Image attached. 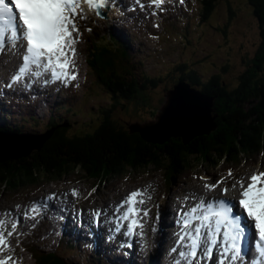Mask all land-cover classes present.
Listing matches in <instances>:
<instances>
[{"label":"rangeland","instance_id":"rangeland-1","mask_svg":"<svg viewBox=\"0 0 264 264\" xmlns=\"http://www.w3.org/2000/svg\"><path fill=\"white\" fill-rule=\"evenodd\" d=\"M141 1L148 6L147 9L138 7ZM159 1L137 0L136 4L132 6L133 8L129 7L127 9L128 11L132 8L131 15L127 14L123 9H120L118 16L97 22L101 24L98 29L103 33H107L115 28L118 33H124L132 39L131 51L133 53V63L137 65L140 74L145 73L150 77L164 78L154 91V100L147 99V104L144 103L145 105L143 104L141 106H139L137 102L134 103L132 100H126L127 102H116L113 105L109 92L97 83L92 84L93 77L87 72V50L84 44L81 45V50H79V34H76L74 35L75 39L72 37L70 39L72 48L75 47L73 54H71V62L75 68L71 75V79L63 82L61 85L47 84V88H51V93L47 92L46 88L43 92L45 96L37 101L34 93L28 92L27 89L15 93L13 89H8L6 85L5 89H2L0 92V106H2L0 108L9 110V112L13 114L9 113L10 115L7 116L0 111V119L5 121L3 124L7 121H10L11 124L12 122L16 124L18 120H24L27 121L25 122L27 125H25L24 132L31 131L30 133H40L48 128L47 124L52 118L57 117L59 122H66V120L71 122V133L85 134L88 132L92 133V131L101 125L108 115L112 119L118 118L119 116L121 120L126 123L136 118L141 119V123L156 121L162 109V105L168 99L166 95L167 88L173 86L175 80L178 79L181 74V70L176 69L177 66L185 62L188 64V61L191 67H195L200 73L202 72V77H204L205 80L208 79L210 75L222 71L223 66L229 64L230 70L226 74V77L228 82L236 86L239 82V75L248 67L251 59L258 55L263 41L259 20L256 18L249 0H219L216 2L212 14H210L207 19H203V12L206 8V4L204 6L203 3H206L207 0ZM208 2L210 3V0ZM90 15V9L85 6L76 16H73L70 21V34H73V31L76 33L75 30H77L76 27L78 23L84 26L81 27L83 29H85L86 25L93 24L90 20L92 19ZM127 25L130 27L131 31H129ZM75 43L76 46H74ZM190 69H192L190 66L186 68V70ZM168 74H170V76H168ZM172 75H174V78H172ZM9 80L12 82L13 77L9 76ZM19 83L20 82H17L18 85ZM29 102L32 104L29 105ZM64 105L66 106L64 107ZM27 106L29 108L35 107V112H29ZM152 107L157 109V114L154 118L148 113ZM172 107L173 106L169 107L170 111ZM118 108H120V110ZM30 114H33L34 117L31 118ZM39 122V127H35ZM150 127L153 129L156 128L155 124H151ZM4 131V133H0V144H3L5 147L6 145L10 146L8 150L9 148H15L25 152L30 151V154H33V158L31 159L33 161L36 152L41 149L37 147L33 149V146L38 144V138H31L33 140L32 142H25L19 139V133L14 134V132H12V134H9V131ZM52 147L53 143L50 144L49 150L52 151ZM21 159L17 160H21L19 163L13 162L12 168L15 169V172L30 160V158ZM163 163H170V161L164 159ZM230 165L231 166L225 170L212 169L210 172L202 162H193L192 168L179 179V185L176 187L174 186L172 189L169 197L170 200L167 204H162V198L166 189V176L164 174L169 172V169L165 167L162 168L165 173L151 168L144 173L134 171L127 175L124 174V176H122V174L117 175L110 181L101 182L100 184H96V180L89 177L88 172L81 174L76 172L62 179H58V177L55 178L51 174V176L48 177L49 179L41 178L40 185L35 184L33 188H27L28 184L23 185V181L18 183L21 186L18 190L14 189L15 192L6 190V188L2 187L0 184V212L12 205L18 206L30 201L36 202L44 195L50 196L53 199L52 196L57 195L61 197V194L70 191V195L75 198L73 201V206H75L74 212H76V210L82 213L87 212L91 218L94 219L95 217L96 222H98L100 212H98L99 210L97 211V208L100 209V206H102L103 211H105L107 215L112 210L108 204L115 200H123L126 194L133 195L135 193L134 190H136L144 196L143 199L146 201V205L150 206L149 209L152 215H157L160 209H171L173 211L177 207H182V205H185L187 208L195 203L207 200V197L199 194L197 195L192 192V190L205 192L207 191L205 187L209 185L222 191L220 192L221 195H233L232 193L236 190L240 191V188H243L248 180H254L256 173H260L264 176V156H260L257 164L248 163L247 161L243 163L242 160H240L238 165ZM229 170H233V172ZM18 174L16 175L18 179L23 178V172ZM130 195L127 196V200H123L125 201V207L130 204L129 201L132 199ZM192 196H195V199H191ZM201 197H203V199L197 200ZM90 199H95L97 208L90 210L95 207L93 206L94 204L88 202ZM152 215H146L144 219L145 231L139 232L138 235L137 243L142 249V252L139 253L141 256L140 261H138L139 259L136 257H132L131 246L129 248V246L125 245L124 249L122 247L124 243L121 242L119 244L116 242L117 239H115V246H110L106 240L103 243H99L96 237V241L91 239L93 234L92 229L87 222L81 218H79V221L83 226L87 225L86 227L89 228V233L83 236V242L78 238L80 247L72 249V251L64 250L66 244L60 245L59 233L54 247L50 246V243L47 241H44L43 237H50L49 233L52 231V227L50 228V226L48 227L45 225L43 221L44 217L30 224V232L28 234H23L19 240H14V237L11 236L13 231L7 229L1 230L0 243L7 242L9 236H11L10 240L13 242H8L6 244V249L8 250V248L11 247L10 251H13V246H15L18 249V253L21 255L23 252L25 253L26 260L31 264L37 263L35 262L34 256L24 249L23 243L26 237H34L37 234L41 235L37 240L40 241L41 246L46 249L45 253L57 252L63 254L68 258L69 262L73 264H88L90 256L89 251L87 252L86 250V246L88 247L89 245H100V247H98L99 251L104 254L107 253L104 257L107 264H117L119 261L122 264L126 263V261H131L135 264H146L148 262H146L147 255L150 252L156 253V251L159 250L164 252L170 251L171 258V255L174 254L176 249L175 245L171 246V244H175V242L169 241V238L165 240L163 248L158 245L156 235L151 229L154 222V216ZM47 219L50 221V217H47ZM172 220L174 222L173 218ZM51 224L52 223L49 222V225ZM104 225L106 233L110 234V227L107 223H104ZM38 227L41 229L39 231L40 233L34 232ZM74 228L75 224H70L68 227L64 225L62 230L70 231V229L74 230ZM170 232L173 234L174 230L171 229ZM145 235L148 236V242L146 245L147 247L143 248V246H145ZM63 238L66 237L63 235ZM32 239L35 240V238H30L29 241ZM74 241H76L75 238ZM187 254L188 249L184 252V255ZM8 258L9 256H6V259ZM152 259L153 258L150 257L149 261ZM213 260L216 262L215 259ZM214 261L213 264H215ZM16 262L15 260L13 263L15 264ZM101 264H104V262H101ZM186 264H192L191 260L187 259ZM197 264L199 263L197 262Z\"/></svg>","mask_w":264,"mask_h":264},{"label":"trees","instance_id":"trees-1","mask_svg":"<svg viewBox=\"0 0 264 264\" xmlns=\"http://www.w3.org/2000/svg\"><path fill=\"white\" fill-rule=\"evenodd\" d=\"M208 1L203 3L204 6L206 4L203 19L212 14L219 0ZM249 3L259 20L263 41L258 55L251 59L248 67L239 75L236 86L228 82L226 77L230 70L229 64L206 80L202 72L191 67L189 61L188 64L180 63L176 68L181 70V74L175 83L186 80L205 94L215 97L214 114L218 115L216 129L209 135L198 136L189 143H185L181 137H172L163 144H154L145 140L139 131H131L129 122H140L141 119L126 123L119 116L112 119L108 115L92 133L79 134L70 132L69 120L59 122L55 117L46 129L53 133L46 136L33 161V154L24 157L30 158L29 162L16 172L12 168L13 162L19 163L22 159L0 162L2 187L15 192L21 186L18 183L23 181V185L28 184L27 188H33L35 184L40 185L41 178L49 179L51 174L62 179L76 172H88V176L100 184L117 175L124 176L134 171L144 173L151 168L163 171L165 167L169 169L168 173L163 171L166 176L163 197L167 199L174 186L179 185L182 175L192 168L193 162H202L210 172L212 169L225 170L230 164L238 165L240 160L257 164L260 156H264V0H249ZM92 27L90 36L85 38L87 72L93 77L92 84L103 86L109 92L113 105L132 100L141 106L147 99L154 100V91L164 78L140 74L125 43L111 35H101L100 31L95 35ZM189 66L192 69L186 70ZM156 110L152 107L148 113L154 118ZM13 124L10 121L3 124L0 120V130L24 133L26 126L19 122ZM39 125L40 122L35 127ZM49 143H53L52 151L49 150ZM164 159L170 163H163ZM17 172H23V178L18 179ZM33 249L39 256L40 264H73L57 252L45 253L41 250L40 253L36 246ZM96 258L98 256L94 258L93 255L90 264H100Z\"/></svg>","mask_w":264,"mask_h":264},{"label":"bare ground","instance_id":"bare-ground-1","mask_svg":"<svg viewBox=\"0 0 264 264\" xmlns=\"http://www.w3.org/2000/svg\"><path fill=\"white\" fill-rule=\"evenodd\" d=\"M102 1V0H101ZM109 1V0H107ZM117 4H119L122 9L127 13V14H132V6L136 4L137 0H113ZM140 1V0H139ZM110 2V1H109ZM129 7H132L131 10L127 9ZM138 7L148 8L146 4H144L142 1L138 4ZM80 10V9H78ZM190 10V9H189ZM144 12V11H143ZM70 17L68 16L66 20H68ZM104 19V18H102ZM128 20V19H127ZM172 20V19H171ZM174 21V20H173ZM123 23V22H122ZM128 26V25H127ZM128 29L130 27L128 26ZM76 33L73 31V34H68L67 36V31L65 32L66 37L68 38L65 40V44L61 46L60 52H62V58L67 59L69 58L70 61L71 59V54H73L72 51V46L70 44V39L71 37L75 39L74 35L79 34V36L82 34V31L80 29L75 30ZM70 35V36H69ZM90 36V33L87 32L86 38ZM76 46V43L75 45ZM7 46L6 48L3 47L2 51L0 50V80H1V88L5 89V86H8V89H13L15 93H18L20 90H26L29 92L34 93V96L36 98V101L44 97L45 95L43 92L47 88V84H56L57 81V75H55L52 70H46L42 73H37V72H30L25 75V79L18 81L20 82L19 85L16 82H11L9 80L10 77H14V75L19 71V68L21 67L20 65V58L22 57L21 52L24 50V45L20 46V51L16 50L13 47L9 48ZM7 50V51H5ZM23 64V62H22ZM72 68L75 69L72 65ZM72 69V71H74ZM62 80V79H61ZM47 92L51 93V88H47ZM2 107V106H1ZM17 120V119H16ZM20 121L22 125H27L25 124L24 120H18ZM17 121V122H18ZM141 122V120H139ZM138 122V121H136ZM216 129V128H215ZM29 131V130H28ZM4 133L5 131L0 130V133ZM24 132V133H19L21 141L25 142H32L33 140L31 138L37 137L38 132ZM34 144V143H33ZM189 175V174H188ZM191 175V174H190ZM261 178H258L255 181H250L252 183H258L260 182ZM249 181V180H248ZM248 181L245 183V186L248 184ZM216 184V183H214ZM264 184V179L262 182V185ZM242 185V184H241ZM218 187V186H217ZM207 191L201 192L198 190H192V192L196 193L197 195H201L204 197H207L208 199L211 198H217L218 196L220 197L221 194L218 188L216 187H211L207 186L205 187ZM249 189V188H248ZM247 189V190H248ZM242 190V188H240ZM243 191V190H242ZM252 192H260L262 196H264V188L259 187L258 185H255L252 187ZM134 194H126V196L123 198V200H127V196H131L132 199L129 201L132 206H134L135 210L138 211V222H140V225H138V231L143 232L144 230V219L146 215H152V212L150 211V206H147L146 201L143 199L144 196H142L141 193L137 192L134 190ZM248 192H250L248 190ZM61 197L54 198L52 199L50 196L44 195L42 196L41 199L35 201H30L28 203H23L18 206L12 205L6 209H3L0 212V233L1 230L7 229L13 231L12 237H14V240H19L23 234H28L30 232L31 226L30 224H33L37 222L38 220L41 219V217H44L47 220V216L51 218V210L54 211V217H56V225L51 224L50 228L52 227V231L49 233L48 238L43 237L44 241H47L50 243V246L54 247L56 238L58 239V233L61 235V230L64 226V224L70 225L72 224V221L69 217V215L75 213L77 217L81 218L87 224L91 227L92 229V237L91 239H96L99 243H103L105 240L108 242L110 246H115L116 242L115 239L120 235L122 230L117 234L115 233V228H117V219L116 217L121 214L124 209L127 207L124 206V202L122 199L115 200L114 202L108 204V206L112 209L109 214L106 215V212L103 211L102 206L101 208H97L95 199H90L88 200L89 203L94 204L92 209L97 208V211L100 212V216L98 219V222H96V218L94 217L91 218L90 215L87 212H79L78 210L75 211V206H73V201L75 200L74 196L70 195V191L65 192L64 194H61ZM195 195V196H197ZM195 196H192L191 199H195ZM203 199V197L197 199L200 200ZM172 202V201H171ZM153 203V202H152ZM129 204V203H128ZM66 207V209H64ZM168 208V207H167ZM182 208L185 209V205H182ZM64 209V211H63ZM148 212V213H147ZM264 215V213H262ZM106 215V216H105ZM153 217V224H152V232L155 233L156 238L158 240V245H160L161 248H163V244L167 238H169V241L177 242L179 237L185 233V229L183 228L182 224V219L181 216L177 217L173 211L170 209H160L159 213L157 215H152ZM172 218L174 219V223L172 222ZM20 220V221H19ZM49 220V219H48ZM4 222V223H2ZM104 223H107L108 226L112 229L110 234H107L105 229H104ZM264 223V220H263ZM96 225V226H95ZM82 225H80V228ZM173 229L174 233L171 234L170 230ZM81 236V240L83 238L84 232L82 230L77 229ZM193 229H191V232L193 233ZM100 235L104 237L103 239L100 238ZM11 236H9V240L5 243H0V260L3 261L1 264H14L13 262L16 260L17 262L15 264H31L26 260L25 253L21 255L18 253V249L14 247L13 251H10V248L8 250L6 249V244L10 242ZM46 236V235H45ZM57 236V237H55ZM96 237V238H95ZM190 237V236H188ZM50 238V239H49ZM95 240V241H96ZM138 236L137 238L133 239L134 242V248L132 249V257L139 259L140 261L141 256L139 253L142 252V249L140 245L137 243ZM50 241V242H49ZM13 242V241H11ZM133 242L129 241L126 244H122V247L125 249V245L129 246L130 244H133ZM148 242V236L145 235L144 239V245L143 248H146ZM184 243V242H183ZM13 244V243H12ZM22 244V243H21ZM93 244V243H92ZM98 244V243H97ZM120 244V243H119ZM176 246L175 252L173 255H171L170 258V251L162 252L160 255L156 256V264H183L180 262H177L178 256L183 257L184 252L182 247H185V244H182V247H180L179 242L178 244H171ZM8 246V245H7ZM130 248V247H129ZM115 249V248H114ZM52 250V249H51ZM172 251V250H171ZM130 253V254H131ZM115 254V253H114ZM121 254V253H120ZM151 252L147 255V260L149 259ZM6 256H9L8 259H6ZM61 256V255H60ZM151 257H154L153 255ZM22 258V260H21ZM213 257H208L207 261L205 259H201L200 264H213ZM254 261V260H253ZM36 262V260H35ZM215 262V261H214ZM87 263V262H86ZM149 264V263H148ZM193 264H197V262H193ZM262 264V263H260Z\"/></svg>","mask_w":264,"mask_h":264},{"label":"water","instance_id":"water-1","mask_svg":"<svg viewBox=\"0 0 264 264\" xmlns=\"http://www.w3.org/2000/svg\"><path fill=\"white\" fill-rule=\"evenodd\" d=\"M166 95L168 99L162 105L156 121L132 123V132L139 131L145 140L154 144H163L172 137H181L185 143H189L198 136L210 134L216 128L218 115L214 114V96L205 94L186 80L180 81ZM170 106H173L171 111ZM151 124H155L156 128H151ZM42 144L43 141L39 140L33 149L41 148ZM8 147L0 144V161L18 160L30 155V151L8 150Z\"/></svg>","mask_w":264,"mask_h":264},{"label":"clouds","instance_id":"clouds-1","mask_svg":"<svg viewBox=\"0 0 264 264\" xmlns=\"http://www.w3.org/2000/svg\"><path fill=\"white\" fill-rule=\"evenodd\" d=\"M58 85H60L59 83H57ZM173 89V88H172ZM27 110L29 111V112H34L32 109H30L29 107L27 108ZM1 111H3V109H1ZM27 112V111H26ZM9 113H12V112H9V110H5V114L8 116V115H10ZM13 114V113H12ZM33 116V114H30V116ZM17 118V117H16ZM130 124H132V122H129ZM135 123V122H134ZM55 129V128H54ZM53 129V130H54ZM53 133V131H48V130H45V131H43V132H40V133H38V135H37V137L36 138H38V140H40V141H45L46 139V136H48V135H50V134H52ZM9 134H12L11 132L9 133ZM14 134H18V133H14ZM13 134V135H14ZM20 135V134H19ZM70 243H71V241H70ZM25 242L23 243V247H24V249L27 251V252H30L31 253V255H33L34 256V258H35V260H36V263L37 264H40L39 263V256L35 253V250L33 249V247H30L29 245L27 246V248L25 247ZM98 246V245H97ZM97 246H95V247H97ZM36 247L38 248V251L41 253V250L42 251H46V249L44 248V247H42V246H38V244H36ZM99 247H100V245H99ZM64 250L66 251V249L64 248ZM60 254V253H59ZM63 255V254H62ZM107 255V253L106 254H104L103 252H100L99 250L97 251V253L95 252V254H94V256H98V258H96V259H99V263L101 264V262H104V264H107L106 263V260L104 259V257ZM127 262H130V264L132 263L131 261H126V263H123V264H127ZM117 264H122L120 261L119 262H117ZM129 264V263H128Z\"/></svg>","mask_w":264,"mask_h":264}]
</instances>
